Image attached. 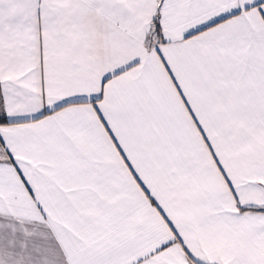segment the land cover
Here are the masks:
<instances>
[{
  "label": "snow or ice",
  "instance_id": "obj_1",
  "mask_svg": "<svg viewBox=\"0 0 264 264\" xmlns=\"http://www.w3.org/2000/svg\"><path fill=\"white\" fill-rule=\"evenodd\" d=\"M0 264H264V0H0Z\"/></svg>",
  "mask_w": 264,
  "mask_h": 264
}]
</instances>
